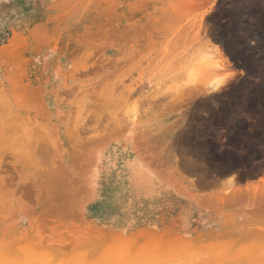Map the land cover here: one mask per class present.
<instances>
[{
    "label": "rangeland",
    "instance_id": "obj_1",
    "mask_svg": "<svg viewBox=\"0 0 264 264\" xmlns=\"http://www.w3.org/2000/svg\"><path fill=\"white\" fill-rule=\"evenodd\" d=\"M2 2L0 49L16 45L0 53V91L10 110L41 115L48 136L57 126L58 178L45 188L48 206L56 182L60 198L40 229L33 213L4 218L0 245L67 261L98 249L92 264L121 249L122 264L157 251L264 264V83H234L246 74L238 51L264 63V0ZM114 148L126 171L149 173L151 192L126 181L118 201L94 196Z\"/></svg>",
    "mask_w": 264,
    "mask_h": 264
},
{
    "label": "bare ground",
    "instance_id": "obj_2",
    "mask_svg": "<svg viewBox=\"0 0 264 264\" xmlns=\"http://www.w3.org/2000/svg\"><path fill=\"white\" fill-rule=\"evenodd\" d=\"M5 3L6 2L0 3V18ZM231 19L232 22L227 31L228 35L224 36L225 39L228 40H231L237 31L234 13ZM260 20H262V18ZM229 44L232 46L234 44L233 48L235 47L233 39ZM15 45V41H12L11 45L0 49V53H8ZM238 53L237 59L240 65L247 68L248 77L250 78L244 79L241 82L246 80L250 82L253 79L260 81L261 78L264 79V63L254 62L253 57L255 55V57L258 56V54H255L254 48L245 51L240 50ZM259 55L264 56L263 51L260 52ZM256 83H258V81ZM243 86L244 85L240 84V88ZM243 92H245V89ZM14 106H17V109L14 111L8 108L6 95L0 91V214H2L0 223L7 221L6 219L4 220V218H8L7 216L11 218L18 214L21 216V223L23 224L25 221L24 219H28L30 213H33L38 215V217L31 219V228L37 227L40 229L44 224V214L47 212L48 208L57 210L59 207L60 191L57 182L55 184V199L51 206H48L46 202L47 189L45 188L48 179L52 175L56 177L59 172V131L56 126L55 129L52 130L54 133L48 136V134L44 132L46 123L41 119V115H35V113L25 110V108L17 102L14 103ZM125 162L127 163L123 153L119 149L114 148L111 150L109 156L104 160L102 165H98L96 171L94 170L95 174L92 181V192L94 196L118 201L122 197V191L126 181H130L131 186L133 184L143 189V191L151 192L149 187L152 181L149 173L145 170H140L138 166H129L130 171L128 172V170L126 171L128 166H126ZM96 164L99 163L96 162ZM89 190L91 193V188ZM16 195L18 197L15 199L14 196ZM30 203L34 205H30ZM120 240L122 239L120 238ZM18 247L19 245L15 248ZM111 249L109 248V251H112ZM102 250L100 249V252H102ZM106 250L108 251V249ZM122 250L123 249H121L120 252L117 251L116 253L118 254L112 258H108L110 257L108 256L107 259L103 258V261H98L99 264H108L109 261H111V264H122L128 259L126 258L128 250ZM155 250L157 249L155 248ZM98 251L97 249V251L85 252L79 258L77 257L75 260L70 259V261H67L66 258L61 259L58 256H47L42 249H31L28 245H26V247L22 245L20 249H7L0 245V264H92L90 263L91 259L100 254ZM106 254H108V252L105 253V255ZM147 255L151 256L150 253ZM161 255L159 251L154 252L151 256L154 258H151V261L143 260L145 262L142 264H181V262H174V260L178 261L176 260L177 258L174 260L171 258L170 261V254H167L168 257L166 255L163 259H159ZM133 256L135 258L136 254ZM129 257L131 258L132 256ZM138 258L140 259V256ZM192 262L190 261V263ZM209 262L207 261L206 263L208 264ZM204 263L203 261L202 264Z\"/></svg>",
    "mask_w": 264,
    "mask_h": 264
},
{
    "label": "crops",
    "instance_id": "obj_3",
    "mask_svg": "<svg viewBox=\"0 0 264 264\" xmlns=\"http://www.w3.org/2000/svg\"><path fill=\"white\" fill-rule=\"evenodd\" d=\"M255 54H258V53H255ZM242 67H243L244 71L246 72V74L243 75V76L241 75V76H240V79L237 80V82L235 81L234 83H240V82L243 81L244 79H247V78H248V73H247L248 71H247V68L244 67V66H242V65H241V66H238V68H239L240 70L242 69ZM238 68H237V69H238ZM257 81H258V83H264V79H262V78L260 79V81H259V80H256V79H253V80L250 81V82H251V83H254V82L256 83Z\"/></svg>",
    "mask_w": 264,
    "mask_h": 264
}]
</instances>
